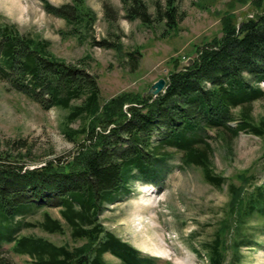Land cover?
<instances>
[{
  "label": "trees",
  "instance_id": "obj_1",
  "mask_svg": "<svg viewBox=\"0 0 264 264\" xmlns=\"http://www.w3.org/2000/svg\"><path fill=\"white\" fill-rule=\"evenodd\" d=\"M120 1L128 21L139 20L145 26L164 23L167 32L176 30L183 18L177 0H152L154 14L146 0ZM248 1L258 13L264 10V0L237 2ZM44 6L65 21L68 37L88 36L95 17L84 0L59 8ZM233 6L228 4L222 12V36L198 47L191 65L180 67L177 57L169 60L172 70L164 93L152 97L122 91L105 101L84 60L66 62L51 52L48 41L0 24L1 80L44 110L65 111L63 136L82 142L71 159L48 160L30 169L20 162L31 148L20 139L6 141L4 146L17 153L18 161L14 165L0 153V253L8 246L7 253L26 257L27 264H112L104 260L105 254L117 264H153L152 258L107 231L99 215L128 193L133 182L160 186L176 162L181 171L199 169L216 189L227 185V210L211 241L201 246L208 264H224L229 235L233 252L229 264H237L239 249L251 244L247 226L264 223V179L256 185L249 172L232 179L217 174L213 143L222 142L231 151L241 133L251 134L262 140L264 157V119L256 121L253 116L254 103L264 99L259 87L264 81V15L237 28ZM98 44L122 52L120 43L104 39ZM37 212L39 219H33ZM31 229L66 236L72 244L56 245L24 233ZM0 264L10 262L0 254Z\"/></svg>",
  "mask_w": 264,
  "mask_h": 264
},
{
  "label": "rangeland",
  "instance_id": "obj_2",
  "mask_svg": "<svg viewBox=\"0 0 264 264\" xmlns=\"http://www.w3.org/2000/svg\"><path fill=\"white\" fill-rule=\"evenodd\" d=\"M151 1L146 0L149 12L154 14ZM237 1L177 0L178 12L183 18L176 30L168 32L164 23L145 26L139 20L128 21L120 0H84L95 20L88 36L81 40L72 35L68 37L65 21L47 12L44 6L48 3L59 8L71 4L72 0H0V24L10 26L22 36L48 41L51 52L66 62L84 60L88 73L97 78L101 100L105 101L122 91L145 96L158 79L167 81L172 70L170 59H180V67L186 65L188 58L196 59L198 47L202 49L212 38L222 36L220 19L228 4L234 5L232 12L237 28L257 14L264 15V10L258 13L251 1L244 5ZM104 39L120 43L122 52L100 47L98 43ZM127 53H132V57L125 56ZM259 87L264 91V81ZM166 88L165 84L161 93ZM65 115V111L59 109H42L23 94L11 90L0 78L1 155L7 154L4 158L15 165L17 153L8 151L4 145L7 140L20 139L31 148L20 162L22 167L33 169L44 166L48 160L71 159L82 142L72 143L63 136ZM253 116L256 121L264 119V99L254 103ZM78 125L76 122L71 127L77 129ZM262 146L260 138L244 133L233 141L231 151L222 142L213 143L214 171L226 179L249 172L259 185L264 179ZM148 186L153 187L133 182L128 193L106 206L99 215L104 228L141 256L152 258L153 264H208L201 245L211 241L222 213L227 210V185L216 189L204 181L199 169L181 171L173 162L163 183L153 187L156 200L144 194ZM50 213L58 217L56 210ZM39 217L37 212L33 219ZM24 233L44 237L56 245L72 244L66 236L45 234L39 229ZM246 233L250 235L251 244L239 249L237 264H264V223L250 222ZM230 240L228 235L224 264H229L233 255ZM7 249L8 246H4L0 254L8 258L10 264H27L26 257L7 253ZM104 260L117 264L110 254H105Z\"/></svg>",
  "mask_w": 264,
  "mask_h": 264
},
{
  "label": "water",
  "instance_id": "obj_3",
  "mask_svg": "<svg viewBox=\"0 0 264 264\" xmlns=\"http://www.w3.org/2000/svg\"><path fill=\"white\" fill-rule=\"evenodd\" d=\"M193 63V59L189 58L186 61V65L189 66ZM166 80L165 79H158L154 84H152L148 90L147 93L148 95L152 97L158 96L163 89L165 88Z\"/></svg>",
  "mask_w": 264,
  "mask_h": 264
},
{
  "label": "bare ground",
  "instance_id": "obj_4",
  "mask_svg": "<svg viewBox=\"0 0 264 264\" xmlns=\"http://www.w3.org/2000/svg\"><path fill=\"white\" fill-rule=\"evenodd\" d=\"M143 191H144V194L145 195H147L148 197L156 200V197H155V194H154L155 190H154L153 187H149V186L148 187H145Z\"/></svg>",
  "mask_w": 264,
  "mask_h": 264
}]
</instances>
